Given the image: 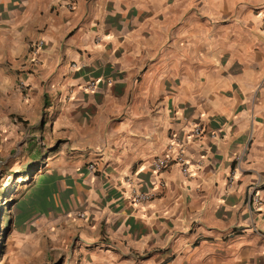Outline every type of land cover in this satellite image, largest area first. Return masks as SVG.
Segmentation results:
<instances>
[{"label":"crops","instance_id":"0c3cea01","mask_svg":"<svg viewBox=\"0 0 264 264\" xmlns=\"http://www.w3.org/2000/svg\"><path fill=\"white\" fill-rule=\"evenodd\" d=\"M262 17L264 0H0V158L38 165L30 216L68 264H264ZM170 143L189 175L155 170Z\"/></svg>","mask_w":264,"mask_h":264},{"label":"rangeland","instance_id":"374dc122","mask_svg":"<svg viewBox=\"0 0 264 264\" xmlns=\"http://www.w3.org/2000/svg\"><path fill=\"white\" fill-rule=\"evenodd\" d=\"M37 166L0 158V264H68L69 242L58 247L54 221L39 207L35 212L40 214L30 216L31 198L36 193L30 188L39 173ZM26 176L28 179H22Z\"/></svg>","mask_w":264,"mask_h":264},{"label":"built area","instance_id":"2783aa9c","mask_svg":"<svg viewBox=\"0 0 264 264\" xmlns=\"http://www.w3.org/2000/svg\"><path fill=\"white\" fill-rule=\"evenodd\" d=\"M68 8L69 9L73 8V4L72 3L68 4ZM260 32L262 39L264 41V17H262L261 19ZM42 46H43L42 40L31 42L29 48L32 52V55H35L40 50V48H42ZM195 132L199 133V128H196ZM173 146H174L173 143H170L167 146L166 150L163 152L162 157L156 158V160L153 163L155 170L160 171L167 168L171 164H177L179 165L182 174L186 176L189 175L190 174L189 162L185 157V152L182 145L179 147L176 146L174 148ZM88 168L90 170H95L94 165H89ZM150 198L151 196L147 193H141V192L136 193L134 191L130 196V200L132 203H145L148 200H150Z\"/></svg>","mask_w":264,"mask_h":264}]
</instances>
